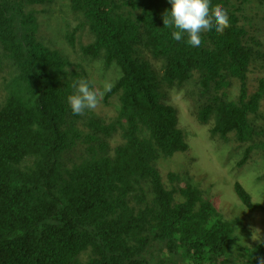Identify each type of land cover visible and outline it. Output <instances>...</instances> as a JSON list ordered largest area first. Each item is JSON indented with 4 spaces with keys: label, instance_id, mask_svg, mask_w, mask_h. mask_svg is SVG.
I'll use <instances>...</instances> for the list:
<instances>
[{
    "label": "trees",
    "instance_id": "trees-1",
    "mask_svg": "<svg viewBox=\"0 0 264 264\" xmlns=\"http://www.w3.org/2000/svg\"><path fill=\"white\" fill-rule=\"evenodd\" d=\"M252 1L264 8V0H0V64L11 69L0 94V264H264V239L238 244L251 214L264 216L239 180L227 195L243 208L242 226L199 186L180 185L181 173L159 168L203 153L168 103L181 87L211 138L233 136L242 147L238 166L264 149V76L255 91L249 84L255 64L264 67ZM84 31L91 40L74 63ZM91 64L109 80L97 100L85 82L89 101L77 87Z\"/></svg>",
    "mask_w": 264,
    "mask_h": 264
},
{
    "label": "rangeland",
    "instance_id": "rangeland-1",
    "mask_svg": "<svg viewBox=\"0 0 264 264\" xmlns=\"http://www.w3.org/2000/svg\"><path fill=\"white\" fill-rule=\"evenodd\" d=\"M256 2L252 1V9L247 14L252 18L251 28L254 30V34L257 39L262 43V49L264 50V22L261 17L263 13L261 10L264 8H256ZM44 8V7H42ZM91 38L87 35L86 31L77 35L76 46L71 54V61L80 60L82 56L79 53V45L87 44ZM151 66L158 70L159 64L152 59H149ZM92 67L88 68L85 65V69L89 70L86 79L78 77L77 93H82L86 100L89 99L87 91V85L85 82H90L95 91L98 93L94 96V100L98 99L103 93L102 88L108 83V78L100 76L96 65L91 64ZM263 68V69H261ZM71 70L79 72V68L71 66ZM10 67L0 64V94L4 92V83L10 81ZM102 74V73H101ZM264 76V67H261V63H256L253 73L250 74L249 84L251 92L258 88L257 79ZM238 94V87L234 82L229 89V96L234 98ZM168 103L173 104L183 115V119L194 130L193 135L197 138L199 148L203 153L198 152L199 157L196 159L192 152L187 154V162L185 164L179 159H171L169 162L162 163L159 167L162 170L163 175L166 172H179L183 175V182H191L194 185L199 186L206 197L211 198L218 213L221 217L229 221H237V225L242 226V220L245 217L243 208L239 204V201L232 195L230 197L227 193L231 192V180H239L251 194L254 202L261 203L264 206V149H253L249 153V158L244 165L238 166L237 162L241 158L242 147L233 140V136H229L226 141H222L217 137L211 138L206 125H202L196 120L193 112V96L191 95L188 87H181L180 89H172L167 94ZM93 103V101H91ZM115 102L110 100L108 108H104L103 111L107 115H112L114 111L113 104ZM264 105V104H263ZM95 111H99L100 108H93ZM236 225V223H235ZM248 232L241 233V241L238 243L241 246L246 244H256L264 239V216L261 212L257 211L248 219L246 226Z\"/></svg>",
    "mask_w": 264,
    "mask_h": 264
}]
</instances>
